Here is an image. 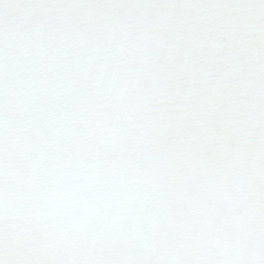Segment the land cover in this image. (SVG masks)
<instances>
[{"label": "snow or ice", "instance_id": "obj_1", "mask_svg": "<svg viewBox=\"0 0 264 264\" xmlns=\"http://www.w3.org/2000/svg\"><path fill=\"white\" fill-rule=\"evenodd\" d=\"M0 264H264V0H0Z\"/></svg>", "mask_w": 264, "mask_h": 264}]
</instances>
